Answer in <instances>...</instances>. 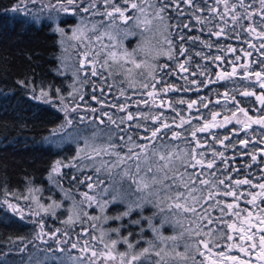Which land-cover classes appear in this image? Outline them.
<instances>
[{
    "label": "snow or ice",
    "instance_id": "obj_1",
    "mask_svg": "<svg viewBox=\"0 0 264 264\" xmlns=\"http://www.w3.org/2000/svg\"><path fill=\"white\" fill-rule=\"evenodd\" d=\"M38 2L75 54L56 70L71 83L32 99L64 113L53 143L76 147L48 172L63 199L3 192L0 205L23 220V200L38 228L45 255L29 264H264V0H17L13 11ZM59 14L79 18L71 35ZM204 89L223 104L179 95Z\"/></svg>",
    "mask_w": 264,
    "mask_h": 264
},
{
    "label": "trees",
    "instance_id": "obj_2",
    "mask_svg": "<svg viewBox=\"0 0 264 264\" xmlns=\"http://www.w3.org/2000/svg\"><path fill=\"white\" fill-rule=\"evenodd\" d=\"M15 3L17 0H0V200L4 199L5 190L27 194L29 187H37L45 189L41 201L46 204L49 202L48 197L53 193L54 199H63V193L48 181L51 165L58 159H70L76 146L68 142L53 143L66 135H52L53 129L63 123L64 113L49 104L33 100L32 89L35 87L38 94L41 87H67L71 83L70 72L67 76H61L57 75L56 70L61 68L62 59L69 66L74 64L72 57L75 53L71 48L74 42L68 41L65 45L68 50L62 51L59 33L53 31L58 21L47 19L57 15L54 10L41 11L42 7L34 6L27 8L26 12H17L13 11ZM59 15L67 20V24L60 26L64 27L69 35L70 28L79 23V18ZM34 16L40 18L38 23L34 22ZM21 81L24 83H20ZM226 86L231 88L233 85L228 83ZM211 87L221 93L225 91L221 84ZM179 95L185 96L186 99H196L198 95H203L213 101L220 98L223 104L222 97H217L214 91L209 92L208 89L200 93ZM214 107L216 110L221 109V105ZM67 187L65 184V188ZM125 188L127 183L121 186V191ZM8 198L12 199L11 196ZM19 203L27 211L25 202L21 200ZM125 208L126 205L122 204L112 205L107 210V215H117ZM150 214L151 212L145 211V215ZM32 219L25 212V219L21 220L20 216L13 214L6 205H0V253L5 254L0 257V264H29L30 255H45L43 252L37 253L34 247V244L39 242L33 241L38 228L31 222ZM120 223L121 221L110 220L104 227H118ZM48 225L60 226L50 218ZM146 231L145 240L151 239L152 233L147 228ZM169 234L170 230L165 231V235ZM29 241L33 243H28ZM24 244H27V251L17 252L16 250ZM120 248L124 250L126 246Z\"/></svg>",
    "mask_w": 264,
    "mask_h": 264
},
{
    "label": "rangeland",
    "instance_id": "obj_3",
    "mask_svg": "<svg viewBox=\"0 0 264 264\" xmlns=\"http://www.w3.org/2000/svg\"><path fill=\"white\" fill-rule=\"evenodd\" d=\"M16 4H17V3H15V6H16ZM34 6L42 7V5L38 2V3L35 4V5L29 3V4L27 5V8H32V7H34ZM21 8H23V5H21ZM72 28H73V27L70 28V32H71V29H72ZM69 35H71V33H70ZM25 212H27V211L25 210Z\"/></svg>",
    "mask_w": 264,
    "mask_h": 264
}]
</instances>
